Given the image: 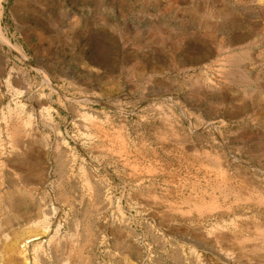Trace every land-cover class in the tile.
I'll use <instances>...</instances> for the list:
<instances>
[{
    "label": "rangeland",
    "instance_id": "1",
    "mask_svg": "<svg viewBox=\"0 0 264 264\" xmlns=\"http://www.w3.org/2000/svg\"><path fill=\"white\" fill-rule=\"evenodd\" d=\"M0 122V166H45L49 221L264 264V0H0Z\"/></svg>",
    "mask_w": 264,
    "mask_h": 264
},
{
    "label": "crops",
    "instance_id": "2",
    "mask_svg": "<svg viewBox=\"0 0 264 264\" xmlns=\"http://www.w3.org/2000/svg\"><path fill=\"white\" fill-rule=\"evenodd\" d=\"M9 161L10 166H0V192L6 194L0 200V234L6 237L5 245L15 249L8 251L7 246L4 250L1 243V264H162L161 258L150 259L146 245L132 246L131 254L127 245L114 241L105 244L102 230L89 228L80 212L68 228L63 227L61 217L49 221L50 213L41 209L42 198L33 196L44 182L45 166H35L27 153L12 156ZM28 240L27 258L18 247Z\"/></svg>",
    "mask_w": 264,
    "mask_h": 264
},
{
    "label": "bare ground",
    "instance_id": "3",
    "mask_svg": "<svg viewBox=\"0 0 264 264\" xmlns=\"http://www.w3.org/2000/svg\"><path fill=\"white\" fill-rule=\"evenodd\" d=\"M19 52V51H18ZM20 53V52H19ZM24 56V55H23ZM32 169V168H31ZM36 177V176H35ZM18 202V201H17ZM26 215V214H25ZM31 240H29L28 242H30Z\"/></svg>",
    "mask_w": 264,
    "mask_h": 264
}]
</instances>
